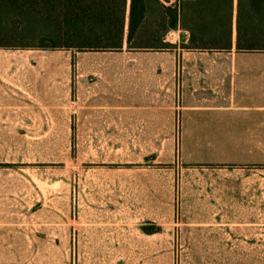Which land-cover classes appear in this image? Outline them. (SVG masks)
Wrapping results in <instances>:
<instances>
[{
    "label": "rangeland",
    "instance_id": "rangeland-1",
    "mask_svg": "<svg viewBox=\"0 0 264 264\" xmlns=\"http://www.w3.org/2000/svg\"><path fill=\"white\" fill-rule=\"evenodd\" d=\"M181 38L166 33V50H86L125 63L135 52L149 65L158 50L176 54L171 92L182 108L171 137H91L87 115L73 131L61 111L43 138H29L43 155L36 168L61 205L72 180L77 226H139V264H264V50L192 49ZM155 225V236L141 229Z\"/></svg>",
    "mask_w": 264,
    "mask_h": 264
},
{
    "label": "crops",
    "instance_id": "crops-1",
    "mask_svg": "<svg viewBox=\"0 0 264 264\" xmlns=\"http://www.w3.org/2000/svg\"><path fill=\"white\" fill-rule=\"evenodd\" d=\"M176 33L189 43L188 29H172L168 37ZM156 52L149 65L135 52L125 63L113 51L0 47V264H139L140 227L77 226L75 185L68 181L61 205L60 190L50 189L52 182L45 189L36 168L42 151L29 138H43L46 124L58 122L66 110L73 131L76 114L87 115L91 137H171L182 108L171 92L176 54ZM255 73L264 74V66ZM155 227L141 229L155 236L163 229Z\"/></svg>",
    "mask_w": 264,
    "mask_h": 264
},
{
    "label": "trees",
    "instance_id": "trees-1",
    "mask_svg": "<svg viewBox=\"0 0 264 264\" xmlns=\"http://www.w3.org/2000/svg\"><path fill=\"white\" fill-rule=\"evenodd\" d=\"M179 27L188 48L264 50V0H0L4 48L166 49Z\"/></svg>",
    "mask_w": 264,
    "mask_h": 264
}]
</instances>
